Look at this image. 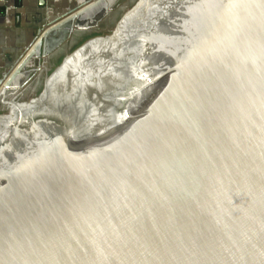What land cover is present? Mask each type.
Wrapping results in <instances>:
<instances>
[{
	"label": "water",
	"instance_id": "1",
	"mask_svg": "<svg viewBox=\"0 0 264 264\" xmlns=\"http://www.w3.org/2000/svg\"><path fill=\"white\" fill-rule=\"evenodd\" d=\"M10 105L0 264H264V0H139Z\"/></svg>",
	"mask_w": 264,
	"mask_h": 264
},
{
	"label": "rangeland",
	"instance_id": "2",
	"mask_svg": "<svg viewBox=\"0 0 264 264\" xmlns=\"http://www.w3.org/2000/svg\"><path fill=\"white\" fill-rule=\"evenodd\" d=\"M137 1L106 0L96 9V16L89 12L52 33L45 46L42 45L22 72L0 93V115L10 112L12 102H29L37 98L46 80L70 54L89 40L111 35L117 23Z\"/></svg>",
	"mask_w": 264,
	"mask_h": 264
},
{
	"label": "crops",
	"instance_id": "3",
	"mask_svg": "<svg viewBox=\"0 0 264 264\" xmlns=\"http://www.w3.org/2000/svg\"><path fill=\"white\" fill-rule=\"evenodd\" d=\"M88 1L0 0V81L38 44L40 33Z\"/></svg>",
	"mask_w": 264,
	"mask_h": 264
},
{
	"label": "flooded vegetation",
	"instance_id": "4",
	"mask_svg": "<svg viewBox=\"0 0 264 264\" xmlns=\"http://www.w3.org/2000/svg\"><path fill=\"white\" fill-rule=\"evenodd\" d=\"M126 50V49H125ZM124 49H123V51H122V53H119L121 56L122 55H128L129 53H128V51L126 50L125 51ZM105 52H107V51H105ZM104 52V53H105ZM114 52H115V50H114ZM88 53H90V52H88ZM93 53H95V54H101L102 53V49H99V50H96V51H94V52H92V54H91V56L92 55H94ZM103 54V53H102ZM116 54H118V52H116ZM121 58H124V57H121ZM104 68H106V66L104 67ZM99 70L101 69V68H98ZM97 74V73H96ZM81 85V84H80ZM88 84H84V86L86 87ZM76 86V85H75ZM89 86V85H88ZM74 87V86H73ZM72 86H70V89H69V91L68 92H70L69 93V95L70 94H72V92H74V90H76L75 88H73ZM120 87H122V85H120ZM85 90V93H86V90H87V88L86 89H84V87H83V89H82V91H84ZM116 91H118V88L116 89ZM72 96H73V94H72ZM71 95L69 96V98H71L72 97ZM72 105H66V107L64 108V112H66V114H70V112H72ZM76 109H78L79 111H82V112H85L86 110H87V107H86V104L85 105H83V107L82 106H79V107H76ZM86 118V122H89L90 120H92L91 118H87V117H85ZM85 118H82L81 117V119L82 120H84L85 121ZM79 120H80V117H79ZM78 120V121H79Z\"/></svg>",
	"mask_w": 264,
	"mask_h": 264
}]
</instances>
